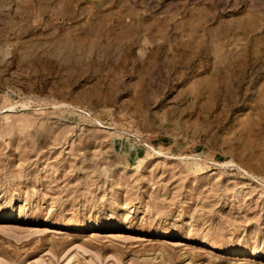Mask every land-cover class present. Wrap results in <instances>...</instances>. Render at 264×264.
I'll use <instances>...</instances> for the list:
<instances>
[{
  "label": "rangeland",
  "instance_id": "374dc122",
  "mask_svg": "<svg viewBox=\"0 0 264 264\" xmlns=\"http://www.w3.org/2000/svg\"><path fill=\"white\" fill-rule=\"evenodd\" d=\"M0 264H264V0H0Z\"/></svg>",
  "mask_w": 264,
  "mask_h": 264
},
{
  "label": "bare ground",
  "instance_id": "6f19581e",
  "mask_svg": "<svg viewBox=\"0 0 264 264\" xmlns=\"http://www.w3.org/2000/svg\"><path fill=\"white\" fill-rule=\"evenodd\" d=\"M6 216H10V214L9 215H6ZM12 216V215H11ZM8 218H12V219H14L15 217L13 216V217H8Z\"/></svg>",
  "mask_w": 264,
  "mask_h": 264
}]
</instances>
